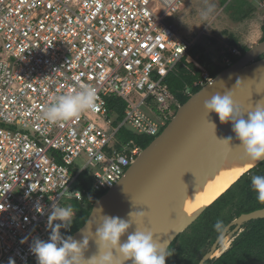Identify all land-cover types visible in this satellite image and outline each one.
Segmentation results:
<instances>
[{
	"label": "built area",
	"instance_id": "obj_1",
	"mask_svg": "<svg viewBox=\"0 0 264 264\" xmlns=\"http://www.w3.org/2000/svg\"><path fill=\"white\" fill-rule=\"evenodd\" d=\"M184 2L0 0V264H37L30 246L48 240L53 204L93 205L123 178L142 149L120 130L154 139L168 125L177 102L165 79L194 44L176 25ZM231 55L240 57L219 50L225 68ZM88 85L94 110L42 118L58 96Z\"/></svg>",
	"mask_w": 264,
	"mask_h": 264
},
{
	"label": "water",
	"instance_id": "obj_2",
	"mask_svg": "<svg viewBox=\"0 0 264 264\" xmlns=\"http://www.w3.org/2000/svg\"><path fill=\"white\" fill-rule=\"evenodd\" d=\"M263 54L264 41L191 95L178 107L174 117L160 135L141 150L123 178L94 202L85 224L72 235L79 241L83 238L81 230L84 229V235L90 236L85 258L97 251L89 229L94 226L91 228L94 233L95 227L99 226V209H102V215L117 216L125 220L128 219L129 212L143 211L145 220L139 225L141 228L152 214L166 209L174 196L188 187L193 176L203 168L221 139L232 132L231 122L221 123L216 113L208 115L205 113L206 101L217 93L223 95L227 90H231L234 104L245 111L264 102V58L257 60ZM238 80L241 84L236 85ZM197 217L178 224L157 242L168 248ZM259 218H264V209L244 214L226 226V232L223 236L219 235L198 264H205L218 258L215 254L228 236H232L233 240L234 236L241 232L243 223ZM135 230L136 225L133 224L129 231ZM126 238L127 234L122 237V241ZM249 264H264V260Z\"/></svg>",
	"mask_w": 264,
	"mask_h": 264
},
{
	"label": "clouds",
	"instance_id": "obj_3",
	"mask_svg": "<svg viewBox=\"0 0 264 264\" xmlns=\"http://www.w3.org/2000/svg\"><path fill=\"white\" fill-rule=\"evenodd\" d=\"M213 8L214 6H209L203 10L202 18L207 19ZM237 84H241V81L238 80ZM97 100L96 88L84 86L58 96L45 108L42 118L50 123L70 121L79 118L84 112L94 110ZM204 111L207 115L216 113L221 123L231 122L235 139L239 141L245 156L253 162L264 161V102L245 111L234 104L231 90H227L223 95L217 93L206 101ZM222 141L226 148L231 149L232 137ZM251 185L257 194V201L264 204V176H252ZM99 211V226L95 227L94 233L91 231L94 226L88 228L97 251L85 258L90 236L84 235V229L81 230L83 238L79 241L71 235H62L61 229H69L73 223L74 209L71 206L53 204L48 218L51 229L48 240L37 238L30 246L37 264H128L129 261L131 264H165L171 255L168 248L154 239L152 231L141 230L139 227L145 220V212L131 211L125 220L117 216L102 215V209ZM133 224L136 225V230L130 232ZM214 229L220 236L226 232V226L221 220L216 221ZM125 234L127 238L122 241Z\"/></svg>",
	"mask_w": 264,
	"mask_h": 264
},
{
	"label": "trees",
	"instance_id": "obj_4",
	"mask_svg": "<svg viewBox=\"0 0 264 264\" xmlns=\"http://www.w3.org/2000/svg\"><path fill=\"white\" fill-rule=\"evenodd\" d=\"M261 30V42H263L264 24ZM239 49L243 53L247 51L246 48L239 47ZM188 56L208 74L210 79L215 78L225 69L220 62L218 64L214 63L203 52L198 51L196 47L190 49ZM238 58L237 56L231 55L233 63ZM202 75V70L193 62H188L186 59H183L177 64L173 72L166 77L165 84L179 106H182L191 95L197 93L206 85V81ZM110 103L112 108L117 107V120H122L124 104L115 99L111 100ZM119 139L123 143L133 141L141 149H145L153 141L152 138L137 136L127 130H120ZM254 175L264 176V161L241 176L230 189L216 199L197 217L188 227V232L186 230L179 235V247L173 251L174 256H169L166 259L165 264H198L219 237V234L214 229L217 220L223 221L225 226H228L244 214L264 209V204L257 201V194L252 189L251 178ZM84 202L87 203L86 198ZM87 205L89 206V211L85 213L84 220L78 221L69 229H64L61 233L62 235L72 236L85 224L92 207L91 204ZM263 260L264 218H259L243 223L241 225V232L234 236L230 247L218 258L209 260L205 264H249Z\"/></svg>",
	"mask_w": 264,
	"mask_h": 264
},
{
	"label": "rangeland",
	"instance_id": "obj_5",
	"mask_svg": "<svg viewBox=\"0 0 264 264\" xmlns=\"http://www.w3.org/2000/svg\"><path fill=\"white\" fill-rule=\"evenodd\" d=\"M209 6H214L213 11L207 19H204L201 13ZM263 24L264 0H185L184 6L179 10L176 17L179 34L188 41L194 42L191 49L193 47L198 48V51L203 52L205 56L216 64L220 62L219 50L224 46L235 48L240 53L239 60L250 49L261 44V28ZM239 47L246 48L247 51L243 53ZM263 58L264 54L259 56L257 60ZM186 59L188 62H195L189 56ZM209 81L207 80V83ZM178 106L179 104L177 103L176 106L169 108L168 112L171 119L174 117V112L176 113ZM86 160L87 156L83 154L75 161V165L78 169H81ZM70 206L74 209L75 213L72 227L78 221L84 220L85 213L89 211V206L84 203L75 202L74 200L70 201ZM186 230L188 232V228L183 232ZM179 235L168 247L170 256L179 247ZM228 237L231 238V244L233 237Z\"/></svg>",
	"mask_w": 264,
	"mask_h": 264
},
{
	"label": "bare ground",
	"instance_id": "obj_6",
	"mask_svg": "<svg viewBox=\"0 0 264 264\" xmlns=\"http://www.w3.org/2000/svg\"><path fill=\"white\" fill-rule=\"evenodd\" d=\"M228 137L233 138L231 149L226 148L222 141ZM222 139L203 168L193 176L188 187L178 192L166 209L152 214L149 221L140 228L141 230L152 231L157 241L169 234L178 224L199 216L241 176L262 162H253L245 156L233 131ZM230 239L227 237L223 241L221 249L215 254L216 257L226 251Z\"/></svg>",
	"mask_w": 264,
	"mask_h": 264
},
{
	"label": "flooded vegetation",
	"instance_id": "obj_7",
	"mask_svg": "<svg viewBox=\"0 0 264 264\" xmlns=\"http://www.w3.org/2000/svg\"><path fill=\"white\" fill-rule=\"evenodd\" d=\"M230 189V188H229ZM217 253V252H216ZM219 257V256H218Z\"/></svg>",
	"mask_w": 264,
	"mask_h": 264
}]
</instances>
